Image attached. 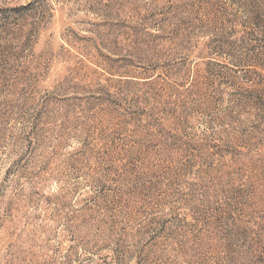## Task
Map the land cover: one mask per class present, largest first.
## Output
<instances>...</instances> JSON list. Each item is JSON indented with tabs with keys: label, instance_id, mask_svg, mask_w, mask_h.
Returning <instances> with one entry per match:
<instances>
[{
	"label": "rangeland",
	"instance_id": "obj_1",
	"mask_svg": "<svg viewBox=\"0 0 264 264\" xmlns=\"http://www.w3.org/2000/svg\"><path fill=\"white\" fill-rule=\"evenodd\" d=\"M0 264H264V0H0Z\"/></svg>",
	"mask_w": 264,
	"mask_h": 264
}]
</instances>
